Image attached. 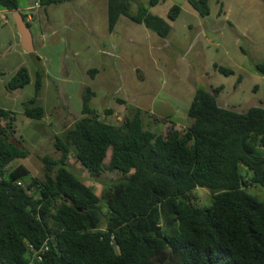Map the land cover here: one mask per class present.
I'll list each match as a JSON object with an SVG mask.
<instances>
[{
	"label": "trees",
	"instance_id": "1",
	"mask_svg": "<svg viewBox=\"0 0 264 264\" xmlns=\"http://www.w3.org/2000/svg\"><path fill=\"white\" fill-rule=\"evenodd\" d=\"M131 1L109 0L111 31L125 15L165 38L181 13L173 5L167 21L140 4L132 15ZM187 1L202 17L210 14L209 0ZM0 10H19L18 0H0ZM255 69L264 77V62ZM30 82L21 67L8 88ZM42 85L39 73L25 107L31 118L45 117L35 106ZM222 89L198 90L186 128L173 124L162 133L146 128L140 111L107 122L91 108L88 90L83 116L56 137L57 156L42 159L45 179L28 183L27 166L8 169L28 154L11 142L16 112L0 107V264H264V201L246 190L264 187V106L224 108L217 100ZM72 158L92 176L124 178L98 194L70 170ZM197 188L211 193L210 206L197 205ZM31 247L45 250L33 259Z\"/></svg>",
	"mask_w": 264,
	"mask_h": 264
},
{
	"label": "rangeland",
	"instance_id": "2",
	"mask_svg": "<svg viewBox=\"0 0 264 264\" xmlns=\"http://www.w3.org/2000/svg\"><path fill=\"white\" fill-rule=\"evenodd\" d=\"M36 1L18 0L19 8L30 24L35 43L44 30L49 35L50 47L59 49L53 60L43 57L40 62L26 52L21 38L12 36L11 13L5 15L9 18L7 23L0 13V107L16 112L12 139L20 140V147L28 154L26 159L15 160L8 169L21 164L27 166L30 173L24 177L25 183L32 177L45 179L43 157L57 156L56 137L62 136L75 122L69 115L70 95L60 88L65 83L75 98L73 112L82 108L84 95L96 87L101 106L108 105L116 94L117 99L128 102L122 107H130L128 112L137 104L141 110H136H140L143 117H153L154 112L157 114L154 118L164 124H168V117L166 109L161 111V102H167L166 108L175 118H186L188 122L190 119L185 112L200 89L211 91L222 86L217 100L222 107L234 111L246 112L251 107L264 106V77L255 69L256 63L264 62V0H211L212 18L202 17L192 10L200 21L190 14L191 5L187 0H160L154 6L150 5V0H142L152 14L167 21L174 4L189 7L181 11L175 21H170L172 30L167 37L153 34L150 40L133 30L130 34L127 27L111 31L108 0H74L50 6ZM220 3L225 4L227 16L216 14ZM131 4L130 11L134 12L137 5ZM52 62L61 64V70L67 66L74 68V76L66 79L70 82L52 79L47 74ZM216 65L232 73H221ZM21 67L28 69L31 82L23 88L9 90V81ZM88 69H93L95 74H89ZM39 73L43 85L35 106L44 108L45 117L35 119L26 115L25 107L34 97ZM62 76L70 77L71 73L68 71L67 75L63 71ZM154 97L156 106L152 103ZM136 99L139 103H135ZM113 103L120 107L116 100ZM163 129L153 128V131L162 133ZM70 170L98 194L124 178L118 172L107 171L99 177L92 176L74 158L70 160ZM246 190L264 201V187L251 185ZM193 195L200 207L212 204L211 193L205 188H197Z\"/></svg>",
	"mask_w": 264,
	"mask_h": 264
},
{
	"label": "crops",
	"instance_id": "3",
	"mask_svg": "<svg viewBox=\"0 0 264 264\" xmlns=\"http://www.w3.org/2000/svg\"><path fill=\"white\" fill-rule=\"evenodd\" d=\"M142 0H132L131 1V3H135L136 5H137V7H136V9L135 8H133V9H135L134 10V12H131V14L132 15H135V14H137V12H138V9H139V5L140 4H142V2H141ZM160 1V0H159ZM108 3H109V0L107 1V11H108ZM189 3V2H188ZM209 5H211V0H209ZM142 5H144V6H146V4H142ZM174 5H176V4H174ZM180 7H181V11H183V10H185V9H187V8H189V7H185V6H182V5H180ZM131 8H132V4H131V6H130V10H131ZM188 10H190V14L192 15V16H196L195 18H196V20L197 21H200V19H199V15H197L198 13L191 7V9H188ZM195 11L197 14H195V13H193V11ZM16 11V10H15ZM19 11H20V8H19ZM149 11L150 12H152L150 9H149ZM12 12H14V11H8V10H0V13L2 14V15H6L7 13H11V15H12ZM91 14H93L92 12H91ZM217 15H225V16H227L228 15V11L226 12V6H225V4L224 3H220V8L218 9V11H217V13H216ZM4 16H3V21L5 22V23H7L8 21H5L4 20ZM157 16H159V15H157ZM161 17V16H160ZM213 17V10L211 9V11H210V14L208 15V16H206L205 18H212ZM108 18H109V16H108ZM8 20H9V18H7ZM13 20V19H12ZM26 21H27V19H26ZM14 22V21H13ZM42 24H43V22H42ZM143 25V27H141ZM43 26L44 27H46L47 26V24H43ZM122 27H124V28H126L127 27V30L129 29L130 30V34H131V31L133 30L134 32H136V34L137 33H139V34H142V38H146L147 37V39H153L154 37V35L153 34H156L155 32H153V31H151L150 29H148L144 24H141V23H136V22H134L133 20H131L129 17H127V16H125V15H121L120 17H119V19H118V22H117V24H116V26L114 27V29L118 32V30H119V28H122ZM172 27V26H171ZM15 29H16V27H15V24H14V29H13V33H12V36H13V38H21L20 36L18 37V33H17V30L15 31ZM113 29V30H114ZM144 29H146V30H149V31H144ZM12 30V29H11ZM172 30V29H171ZM151 32V33H150ZM153 32V33H152ZM53 34H54V31L52 32ZM200 33H201V31H200ZM202 34V33H201ZM159 36V35H158ZM109 37H111V36H109ZM196 37H199V34L196 36ZM195 37V38H196ZM33 38H34V35H33ZM51 38H53V37H51ZM113 38V37H112ZM111 38V39H112ZM38 39V41L35 43V38H34V47H35V50L33 51V52H31L37 59H38V61H42V58L44 57H48V58H50V60H53V58H55V52H59V49H57V47H50V39H49V35L43 30V32L40 34V36L37 38ZM54 39V38H53ZM21 40V39H20ZM55 40V39H54ZM113 40V39H112ZM193 43V42H192ZM193 44H191V46H192ZM190 46V48H192ZM50 47V48H49ZM189 48V52H190V49ZM185 56V54H183V57ZM59 58H61V55L59 56ZM58 58V59H59ZM102 61V60H101ZM68 69V70H67ZM67 69L65 68V69H63V70H61V64H59V65H57V64H54L53 62L51 63V65H50V67H49V69L47 70L48 71V75L53 79V77L54 78H56V79H59L60 81H65V82H70L69 80H66V79H69V78H72L73 76H74V74H75V70H74V68L72 67V66H67ZM93 69H88V70H86L89 74L91 73V74H95V71L93 72L92 71ZM63 71L65 72V74H67L68 75V71H69V73H71V76L70 77H64V76H62V74H63ZM60 88H61V91L63 92V91H66L70 96H69V98H68V101L70 102L68 105L71 107L70 108V112H71V114H69L70 116H73V118H75V121L76 120H78V119H80L83 115H82V109H83V105H82V108L80 109V110H78V109H75V112H73L74 110L72 109L73 107H76V106H74V105H76V104H73L72 103V101L75 99L74 97H73V92H71V88H69L68 87V85L65 83V84H62L61 86H60ZM94 89L95 90H97L96 89V87H94ZM94 89H92L91 91H92V93H93V95L94 96H92V94H91V96L92 97H94L95 99H93V98H91V100H90V106H91V108L94 110V111H96L99 115H100V117L102 118V119H104V120H106L107 122H110V123H113V124H115L114 123V121H113V116L114 115H117V114H125V113H127L128 112V110L130 109V107H128V108H122V107H124V106H126V103H128V102H125L123 99H117V97H116V94H114V98H113V100H116V102L120 105V107H115V104L113 103V100L112 101H110V103L108 104V105H106V106H101L100 104H99V101H98V98H100L99 97V93L97 92V91H95ZM96 92H97V94H96ZM90 96V97H91ZM116 97V98H115ZM195 97V96H194ZM97 98V99H96ZM155 99H156V97H154L153 98V101H152V103H153V106H156V103H155ZM137 100V102H135V103H139L138 102V99H136ZM194 100V99H193ZM193 102V101H192ZM161 104V111L162 110H167L166 111V113H167V117H168V119H167V121H168V124H164V123H161V122H159L156 118H154L157 114H155L154 112H152L153 113V117H151L152 115H146L145 117H143L142 116V119H143V122H144V125H145V127L146 128H149V129H151V130H153V128H155V129H159V128H165V129H163V131H166L170 126H172L173 124H175V127H176V129H179V130H183V129H185L186 128V126L189 124V120H187L188 122H186V118L184 119V118H182V117H180L179 118V116L178 117H176L175 118V116H173L172 114H171V112L169 111V109L168 108H166V107H168V104H167V102H161L160 103ZM77 107H78V105H77ZM132 107H133V109L134 110H132ZM108 109H111L112 110V113H106V110H108ZM136 109H140L141 110V108L139 107V106H137V104L136 105H134V106H131V110L132 111H140V110H136ZM77 110V111H76ZM131 111V112H132ZM187 112L188 111H186L185 112V114H187ZM76 113H78V114H76ZM71 126V125H70ZM69 126V127H70ZM154 126V127H153ZM153 127V128H152ZM160 131V130H159ZM162 131V132H163Z\"/></svg>",
	"mask_w": 264,
	"mask_h": 264
},
{
	"label": "water",
	"instance_id": "4",
	"mask_svg": "<svg viewBox=\"0 0 264 264\" xmlns=\"http://www.w3.org/2000/svg\"><path fill=\"white\" fill-rule=\"evenodd\" d=\"M12 19L17 32L21 36V45L23 49L28 53L33 52L35 50L33 33L21 11L16 10L12 12ZM11 142L15 144L16 147L20 148L21 143L16 142L15 139H11Z\"/></svg>",
	"mask_w": 264,
	"mask_h": 264
},
{
	"label": "built area",
	"instance_id": "5",
	"mask_svg": "<svg viewBox=\"0 0 264 264\" xmlns=\"http://www.w3.org/2000/svg\"><path fill=\"white\" fill-rule=\"evenodd\" d=\"M37 1H39V3H40V5H41V2H40V0H37ZM36 1V2H37ZM37 5H38V3H37ZM4 20L5 21H8V19H7V16H4ZM29 20V19H28ZM123 114H117V115H114L113 116V121H114V123L115 124H119L120 122H122L123 121ZM19 184H21V182L19 183ZM31 253H32V255H33V259H35V257L36 256H38V253L40 252V253H42V252H44V250H45V248H41L40 250H37V249H35L34 247H31ZM39 259H41V258H39ZM33 264V263H32Z\"/></svg>",
	"mask_w": 264,
	"mask_h": 264
}]
</instances>
